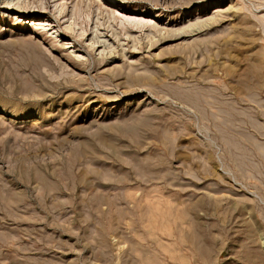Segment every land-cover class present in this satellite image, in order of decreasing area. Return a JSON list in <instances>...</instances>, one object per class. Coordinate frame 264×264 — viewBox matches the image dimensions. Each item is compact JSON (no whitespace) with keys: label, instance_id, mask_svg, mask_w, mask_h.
Instances as JSON below:
<instances>
[{"label":"rangeland","instance_id":"374dc122","mask_svg":"<svg viewBox=\"0 0 264 264\" xmlns=\"http://www.w3.org/2000/svg\"><path fill=\"white\" fill-rule=\"evenodd\" d=\"M121 1L0 0V264H264V0Z\"/></svg>","mask_w":264,"mask_h":264},{"label":"bare ground","instance_id":"6f19581e","mask_svg":"<svg viewBox=\"0 0 264 264\" xmlns=\"http://www.w3.org/2000/svg\"><path fill=\"white\" fill-rule=\"evenodd\" d=\"M45 2H44L43 8L40 9L41 12H44L46 7H47L45 5L46 4ZM85 3L87 6H89L91 4L94 5V3H95V5H96L95 9L98 11V13L107 14V15H109V17H112V18H118L121 21L123 27H125V28L129 27L130 25H137V24L144 25L148 21V20L144 21V19L142 20V18L128 17V16H125L123 13L118 12V10H120L119 8L124 9V7H122V1L121 0H85ZM72 7L74 8V6H72ZM58 13H61V9H59ZM32 23H34V22H32ZM153 24L154 23H150V26H153ZM67 28L69 29V27H67ZM95 38L96 37H91L92 44L97 42L98 39L96 40Z\"/></svg>","mask_w":264,"mask_h":264}]
</instances>
